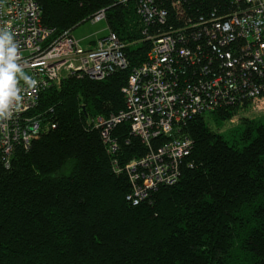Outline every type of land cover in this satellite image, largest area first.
Returning a JSON list of instances; mask_svg holds the SVG:
<instances>
[{
    "label": "trees",
    "instance_id": "16d2710c",
    "mask_svg": "<svg viewBox=\"0 0 264 264\" xmlns=\"http://www.w3.org/2000/svg\"><path fill=\"white\" fill-rule=\"evenodd\" d=\"M37 1L43 23L55 29L52 38L104 10L109 32L129 43L130 66L103 80L68 75L41 93L32 111L40 134L29 149L18 145L10 163L0 156V264H264L263 123L243 118L240 146L204 114H191L181 130L193 146L175 163L177 178L142 199L133 193L144 168L128 165L169 136L146 144L129 120L114 122L113 150L93 123L127 109L131 71L152 46L146 28L179 32L176 67L186 87H198L201 79L214 85L234 73L238 80L253 77L246 38L236 34L221 43L214 37L218 21L239 6L232 0H154L166 22L157 17L145 24L141 0ZM236 105L222 103L216 121L232 119Z\"/></svg>",
    "mask_w": 264,
    "mask_h": 264
},
{
    "label": "built area",
    "instance_id": "2783aa9c",
    "mask_svg": "<svg viewBox=\"0 0 264 264\" xmlns=\"http://www.w3.org/2000/svg\"><path fill=\"white\" fill-rule=\"evenodd\" d=\"M141 1L142 6L137 3L138 13L145 24L155 22L157 17L161 24L166 22V12L159 13L154 0ZM232 1L240 10L233 12L231 18L218 21L217 28L221 31L214 37L220 38L221 43L226 41L224 37L235 40L236 34L246 38L249 47L245 50V63L256 72L253 77L244 74L238 80L234 73L230 74L231 79L217 77L214 85L201 79L198 87H186L176 67L175 55L182 41L179 32L172 27L153 32L146 28L143 33L145 39L152 41V46L147 59L131 71L125 88L127 109L120 110L109 120L98 117L93 122L94 126L103 128L104 138L112 144L113 150L117 145L111 141L109 128L114 122L129 120L133 132L146 144L157 135L169 136L156 151L128 165L133 170L138 165L144 168L138 172L140 180L134 179L135 199L146 197L149 189L159 183H171L177 178L174 167L193 146L192 138L183 135L181 130L185 118L191 114H213L224 102L236 103L238 109L264 110V0ZM105 18V11L101 10L91 21L101 22ZM54 30L43 23L37 0H0V67L6 66L9 49L15 50L12 63L17 65L10 94L0 100V156L8 163L18 145L27 150L40 134L39 115L32 111L43 91L60 84L68 75L103 79L110 72L130 66L124 53L129 43L113 32L99 37L91 47L70 31L52 38ZM182 38H186V34Z\"/></svg>",
    "mask_w": 264,
    "mask_h": 264
},
{
    "label": "rangeland",
    "instance_id": "374dc122",
    "mask_svg": "<svg viewBox=\"0 0 264 264\" xmlns=\"http://www.w3.org/2000/svg\"><path fill=\"white\" fill-rule=\"evenodd\" d=\"M109 30L107 28L106 21L93 22L87 21L84 22L73 29V36L78 40H82L84 45H87L88 38L103 37L108 35ZM95 38V41H97ZM208 124L212 128L220 131L228 139L239 140L240 146L244 145V142L241 140V133L244 129L243 118H249L257 123L264 124V110L259 109L258 107H249L248 109H238L236 114L232 119L216 121L212 113H207L205 115Z\"/></svg>",
    "mask_w": 264,
    "mask_h": 264
},
{
    "label": "clouds",
    "instance_id": "9594fccd",
    "mask_svg": "<svg viewBox=\"0 0 264 264\" xmlns=\"http://www.w3.org/2000/svg\"><path fill=\"white\" fill-rule=\"evenodd\" d=\"M0 50H2V42H0ZM15 50L9 49V57L6 66L0 67V100H3L10 94L11 85L13 83V73L17 69V65L12 63V55ZM0 59H2V51H0ZM35 84L36 81L33 80Z\"/></svg>",
    "mask_w": 264,
    "mask_h": 264
},
{
    "label": "crops",
    "instance_id": "0c3cea01",
    "mask_svg": "<svg viewBox=\"0 0 264 264\" xmlns=\"http://www.w3.org/2000/svg\"><path fill=\"white\" fill-rule=\"evenodd\" d=\"M73 33V32H72ZM95 38H97V37H95ZM95 38H88V43H86L87 45H89V46H93L95 43H93L92 41H94L95 40ZM99 38V37H98ZM80 41L82 42V40L80 39ZM83 43V42H82Z\"/></svg>",
    "mask_w": 264,
    "mask_h": 264
},
{
    "label": "bare ground",
    "instance_id": "6f19581e",
    "mask_svg": "<svg viewBox=\"0 0 264 264\" xmlns=\"http://www.w3.org/2000/svg\"><path fill=\"white\" fill-rule=\"evenodd\" d=\"M108 77V76H107ZM97 80V79H96ZM101 80H103V79H101ZM39 103V102H38ZM97 127V126H96ZM111 130V129H110Z\"/></svg>",
    "mask_w": 264,
    "mask_h": 264
}]
</instances>
